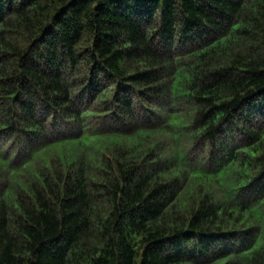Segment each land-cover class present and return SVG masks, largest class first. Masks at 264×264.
Here are the masks:
<instances>
[{
    "label": "trees",
    "instance_id": "obj_1",
    "mask_svg": "<svg viewBox=\"0 0 264 264\" xmlns=\"http://www.w3.org/2000/svg\"><path fill=\"white\" fill-rule=\"evenodd\" d=\"M0 264H264V0H0Z\"/></svg>",
    "mask_w": 264,
    "mask_h": 264
}]
</instances>
